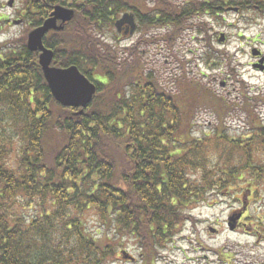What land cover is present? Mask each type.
<instances>
[{"label":"trees","instance_id":"trees-1","mask_svg":"<svg viewBox=\"0 0 264 264\" xmlns=\"http://www.w3.org/2000/svg\"><path fill=\"white\" fill-rule=\"evenodd\" d=\"M61 1L27 0L25 15L38 26ZM244 1L251 7L261 0ZM84 2L81 21L98 30L131 10L143 31L171 25L173 34L224 4L158 0V10L147 12L127 0ZM80 30L47 33L43 43L54 66H76L96 83L82 113L53 100L25 41L0 58V264H111L123 237L144 250L145 264H155L157 250L190 218L187 211L211 192L264 184V162H254L264 158V124L256 114L248 111L244 144L218 135V142L197 139L198 109L213 111L222 126L233 105L205 84L183 77L165 87L140 65L120 67L111 46ZM88 214L113 236L91 234Z\"/></svg>","mask_w":264,"mask_h":264},{"label":"rangeland","instance_id":"rangeland-1","mask_svg":"<svg viewBox=\"0 0 264 264\" xmlns=\"http://www.w3.org/2000/svg\"><path fill=\"white\" fill-rule=\"evenodd\" d=\"M8 1L0 0V18L9 19L0 20L2 57L20 49L29 32L26 22L12 23L13 20L22 19L26 1L12 0L11 8L7 7ZM166 1L180 6L193 0ZM132 4L147 12L158 10V0H136ZM233 11L221 12L214 18L202 15L194 17L175 34L173 26L150 27L145 31L139 26L131 36H118L114 29L106 30L100 32V42L112 45L118 66L140 65L144 76L152 72L153 78L157 77L165 87L172 80L183 77L205 84L224 102L232 104L233 109L222 126L213 111L198 109L192 135L209 142H218V135L244 144L250 135L248 111L256 114L264 124V74L253 72L249 66L251 41L264 42V21L256 13L232 14ZM80 24V17L69 22L72 35L81 28ZM201 24L205 27H201ZM91 31L95 33L93 29ZM220 34L226 37L223 43L218 42ZM134 70L140 72L138 67ZM221 83L224 84L223 88L219 86ZM174 90L177 91L176 88ZM217 157V153H212L210 161H215ZM254 162L262 164L263 156ZM255 184L258 185L257 192L250 198L247 216L242 222L246 225L245 229L260 230L262 238L246 234L244 228L236 233L229 232L227 219L241 208L242 197L237 193L240 189L215 190L203 205L187 211L189 214L185 215L190 218L180 225L171 243L157 250L155 264H264V184ZM244 186L245 183H242L239 188ZM24 214L29 216L31 213L24 210ZM84 220L94 236H113L114 230L102 226L93 214L86 215ZM211 228L216 232L211 233ZM123 238L122 247L111 264H145L146 256H142L144 250L133 239ZM123 251L134 261L124 260L121 255Z\"/></svg>","mask_w":264,"mask_h":264},{"label":"water","instance_id":"water-1","mask_svg":"<svg viewBox=\"0 0 264 264\" xmlns=\"http://www.w3.org/2000/svg\"><path fill=\"white\" fill-rule=\"evenodd\" d=\"M72 14V11L55 7L43 25L29 33L27 48L31 52H40L38 64L54 100L64 107L83 109L91 102L96 91L95 86L75 66L65 69L52 67L53 53L47 50L42 43V39L47 32L63 29L62 26L56 25L58 21L61 24L69 22L73 17ZM122 19L115 24L117 30L119 31V27L127 22L131 25V32H133V17L124 15ZM79 113H82V111ZM239 217L240 215L236 216L235 219H229L230 229H232V222L234 223Z\"/></svg>","mask_w":264,"mask_h":264},{"label":"flooded vegetation","instance_id":"flooded-vegetation-1","mask_svg":"<svg viewBox=\"0 0 264 264\" xmlns=\"http://www.w3.org/2000/svg\"><path fill=\"white\" fill-rule=\"evenodd\" d=\"M24 1H27V0H24ZM259 3L260 4L253 5V6L250 7V5L247 2H245V13H249V14L256 13L264 21V0H261ZM25 4H26V7L24 8V11L21 13L22 19L21 20H13L12 23L13 24H23L24 22H26L27 26L29 27V32H30L33 29H35L37 27H40L43 24V21L48 18L49 14L52 12V10L48 14V16L45 17L44 20L38 26L33 27L34 23L31 20H28L27 16L25 15L26 14V10H27V2H25ZM84 5H85V2L82 1V0H78V1L77 0H72V2L66 3L65 7L70 8V10H72L74 12V15L76 14V17H75V20H76L78 17H80L79 16V14H80L79 11L80 10H78V8H81ZM7 7H8V4H7ZM240 8L241 7L239 5H237V6L230 5L229 10L232 9V10H234L233 11L234 14H239L241 12ZM257 10H259V11H257ZM235 11H236V13H235ZM0 20L8 21L9 19L8 18H0ZM80 21H81V18H80ZM82 24L83 23L81 22V24H80L81 27L83 26ZM8 25L10 26L11 24L9 23ZM84 29H86L85 26H84ZM78 31H81V30L78 29ZM238 37L240 38V35ZM251 43L252 44H251L250 50L256 49L257 51H259L260 54L258 56H256V57H254V58H251L252 60L249 63V65L252 66V67L256 66L257 68H262L261 69L262 71L261 70L260 71L262 73H264V42H258V41L252 40Z\"/></svg>","mask_w":264,"mask_h":264}]
</instances>
